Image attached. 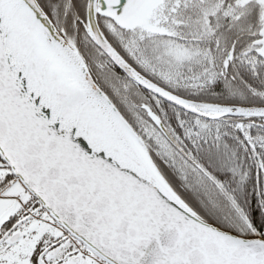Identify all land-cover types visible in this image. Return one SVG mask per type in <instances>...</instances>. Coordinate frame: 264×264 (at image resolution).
I'll return each instance as SVG.
<instances>
[{
  "label": "snow or ice",
  "instance_id": "1",
  "mask_svg": "<svg viewBox=\"0 0 264 264\" xmlns=\"http://www.w3.org/2000/svg\"><path fill=\"white\" fill-rule=\"evenodd\" d=\"M0 264H264V0H0Z\"/></svg>",
  "mask_w": 264,
  "mask_h": 264
}]
</instances>
